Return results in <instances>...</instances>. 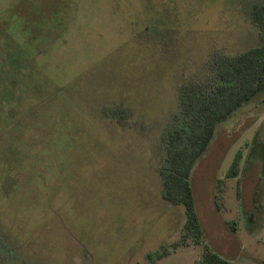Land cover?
Segmentation results:
<instances>
[{
    "label": "rangeland",
    "instance_id": "rangeland-1",
    "mask_svg": "<svg viewBox=\"0 0 264 264\" xmlns=\"http://www.w3.org/2000/svg\"><path fill=\"white\" fill-rule=\"evenodd\" d=\"M249 1L0 0V264L201 259L180 241L184 206L162 198L163 139L181 86L260 44ZM190 179L205 242L264 264V90Z\"/></svg>",
    "mask_w": 264,
    "mask_h": 264
},
{
    "label": "trees",
    "instance_id": "trees-1",
    "mask_svg": "<svg viewBox=\"0 0 264 264\" xmlns=\"http://www.w3.org/2000/svg\"><path fill=\"white\" fill-rule=\"evenodd\" d=\"M248 8L252 21L260 30V44L235 55H216L208 80L181 86L180 115L172 121L163 139L166 154L160 168L162 198L184 206L186 219L180 241L183 246L192 243L203 246L202 257L195 264H240L217 253L205 242L190 178L217 126L264 90V0L249 1ZM241 157L239 151L227 177L238 176ZM169 251L164 245L158 251L148 253L147 257L154 263L169 255Z\"/></svg>",
    "mask_w": 264,
    "mask_h": 264
}]
</instances>
